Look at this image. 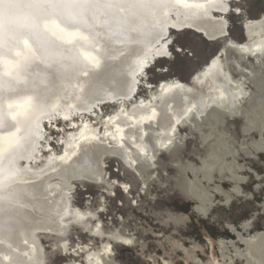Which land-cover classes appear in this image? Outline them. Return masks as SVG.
I'll return each instance as SVG.
<instances>
[{
	"label": "bare ground",
	"instance_id": "6f19581e",
	"mask_svg": "<svg viewBox=\"0 0 264 264\" xmlns=\"http://www.w3.org/2000/svg\"><path fill=\"white\" fill-rule=\"evenodd\" d=\"M134 1L128 0L129 6L119 10H91L87 15L89 32L96 35L94 45L100 46L102 57L93 52L95 47L81 49L82 54L60 47L56 55L39 65L28 88L0 76V95L19 87L17 94L23 97L17 98V103L25 107L16 130H0V137L6 142L12 144L14 138L13 144H21L12 147L6 143L0 146V153L7 150V157L24 160L18 174L0 175V200L5 196L0 217H9L8 223L0 225V264H45L37 232L63 236L70 230L71 220L101 242L99 247L84 253L85 264H108L111 241L128 246L133 241L117 232H104L94 223L96 214L90 216V211L73 206L69 196L72 184H90L107 191L113 186L105 172L109 161L138 167L148 181L152 169L149 160L154 152L152 142L155 149L172 153L179 125L191 122L195 126L199 118L207 117L214 118L216 123L210 122L212 126L225 128L229 120L238 118L249 123L251 111L260 110L264 93L255 95L246 84L248 81L252 84L257 68L261 71H257L256 80L264 86V16L245 21L247 43H232L236 50L245 52L243 56L233 58L227 54L224 59L223 55H215L195 74L193 83L171 78L153 88L141 76L155 64L156 58L168 57L171 43L168 27L178 32L194 28L203 31L209 39L225 35L229 33L230 23L226 16L214 11L235 15L234 11L230 12L231 6L239 0H171L166 9L162 8L165 0H151V4H146L149 0H141L144 2L140 6ZM18 11L0 1V15L15 16ZM151 36H154L152 41ZM8 62L14 61L8 59ZM246 63L248 69L241 66ZM143 81L147 89L144 96L138 95L139 83ZM247 99L249 109L242 107ZM53 105L56 108L49 109ZM106 105L114 108L103 113ZM42 112L46 113L42 120L47 119L48 123H42V131L37 133L31 127ZM9 114L17 118L14 111ZM59 117L65 121L60 127L56 124ZM1 123L6 125V119L0 114ZM47 127L61 134L57 139L59 152L47 138ZM23 129L27 133L19 139ZM24 145L26 149L19 153ZM197 188L200 186H192L191 196L207 212L210 206L201 203V196L194 191H200ZM8 192L12 199L8 198ZM66 238H61L64 247ZM241 242L247 253L239 252L237 259L246 264H264V232L250 239L241 238Z\"/></svg>",
	"mask_w": 264,
	"mask_h": 264
},
{
	"label": "rangeland",
	"instance_id": "374dc122",
	"mask_svg": "<svg viewBox=\"0 0 264 264\" xmlns=\"http://www.w3.org/2000/svg\"><path fill=\"white\" fill-rule=\"evenodd\" d=\"M242 3L251 17L264 7V0H239L232 4L230 12L241 13ZM230 21L231 34L238 38L240 31L236 20L230 16ZM173 43L184 50L179 57L188 64L187 69L178 71L173 64L177 55L168 64L171 74L180 81L188 76L193 60L203 62L214 51L213 45H207L190 32L171 33L168 58L172 56ZM250 62L253 63V58ZM241 66L248 69V63ZM257 71L252 84L249 81L246 84L248 91L255 95L264 93V86L256 80ZM148 75L144 76L145 81L148 77L153 81L159 79L155 68ZM164 80L167 79L160 82ZM139 84L138 95H146L144 82ZM249 104L247 99L242 107L249 109ZM112 108L114 105H106L102 111L108 113ZM252 111L249 123L238 118L229 120L225 128L219 124L212 126L214 118L207 117L199 118L195 126L191 122L179 125L172 143L175 152L170 154L155 149L152 142L154 152L149 160L152 169L148 181L138 167L109 161L105 172L113 186L107 191L90 184H72L69 196L73 206L90 211V216L96 214L94 223L104 232H117L133 241L130 247L111 241L110 254L106 258L108 264H246L235 257L239 252L247 253L241 238L250 239L264 232V100L259 111ZM47 128V138L52 140V148L59 152L57 139L61 134ZM221 140L225 141L226 150L212 160ZM193 185L200 186L197 188L200 191H194L201 196V203L210 206L209 211H202L201 204L191 196ZM70 223L71 230L73 221ZM66 239L64 247L61 238L57 241L40 238L45 264H85L84 253L101 244L97 238L99 243L91 246L79 230L72 232L70 241ZM50 245H61L62 252L53 251Z\"/></svg>",
	"mask_w": 264,
	"mask_h": 264
},
{
	"label": "water",
	"instance_id": "95a60500",
	"mask_svg": "<svg viewBox=\"0 0 264 264\" xmlns=\"http://www.w3.org/2000/svg\"><path fill=\"white\" fill-rule=\"evenodd\" d=\"M0 1H3L6 4L12 6L14 9L19 10L15 16L0 15V76L11 78V80L16 83V86L20 83L19 87L22 88H28V84L33 83L32 78L37 75L36 69L38 70L39 65H42V62H45L43 60L50 56L56 55V53L60 51V47H69L68 49L70 51L77 53H80L81 49L83 48L87 50H93L92 47H95L93 52L98 54L99 57H102L104 53L102 52L101 48L99 49L100 46L96 47L94 45L97 44L94 43V38H96L94 36L96 35L92 36L89 32L90 25L88 23V20L90 19V17L87 18V15L90 14L91 10L110 12L108 9L113 8L119 10L121 7L129 6L128 0H80V2H83L87 5L81 8H67L61 6L64 4L77 2V0ZM170 1L171 0H165L162 4V8H168ZM134 2L138 3V6H140L144 1L136 0ZM153 2L155 3V1ZM146 4H151V0L146 2ZM242 6V12L237 13L235 15L228 13L224 14V12L214 11V14H221L223 16H226L230 23L229 33L221 35L214 39H209L203 31H199L194 28L182 29V31L178 32L176 28L172 26L168 27L169 32H171L173 35L190 32L195 36L199 37L207 45L214 46V51L206 58V60H204L203 62L193 60L190 63L189 74L186 78L181 79L182 81L193 83V78L197 71H199L204 64L210 62V58L214 55H223V58L226 59L227 54L229 57L231 56L233 58H235L236 55L243 56L245 54V52L236 50L232 43L245 44L249 41L245 21L248 18L260 17L264 13V7L254 17H251L249 14H247L246 6L244 3H242ZM230 16H233L235 18L236 25L239 27L240 34L238 38H233L231 34L232 23L230 21ZM162 32H164V30ZM152 39H154V36L150 39V41H152ZM79 44H81L82 46H80ZM173 44V47L176 49V52L172 53L171 58H168L167 56L156 58V64L153 65L152 68H155L159 79L157 81H153L149 77L146 78V82H151L152 86H157V84L162 79H171L176 77L171 74L168 64L169 62H171L172 59H174L175 55L183 53L184 50L178 48L176 43ZM17 47H20V50L16 49ZM245 57L247 60V55H245ZM8 59L13 60L14 62L9 63ZM39 59L40 63L37 64ZM243 59L244 58L242 57L240 60L243 61ZM92 60L96 61L94 57H92ZM86 62L89 63V60H86ZM160 62L163 63L160 64ZM161 65L163 66L161 67ZM150 70L144 73V75L141 76V79H144L143 77L145 75H148ZM19 87L18 90H6L5 93L0 95V114L3 116V118L6 119V125L5 123L0 124L1 131L2 129L7 130L10 128L16 130L15 128H17L18 125V118L21 119L24 116V104L17 103V98L23 97V95L17 94V92L20 90ZM143 90L144 89L141 88V91ZM55 108L56 105H53L49 109L52 110ZM11 110L16 113V119H13L10 116L9 112ZM38 115V117L34 119V123L32 124L31 129H36L38 131L37 133H41L42 123L46 125V123H48V120H42V117H45L46 113L42 112ZM52 122L54 123V121ZM64 122L65 121H63L61 117L58 118V123ZM26 133V129H23L22 132L19 133L21 134L19 135V139L26 135ZM41 141L42 140L40 138L39 142ZM13 142L14 138H12V144H10L9 141L6 142V139L0 137V146L6 145V143L13 145L12 147H14V145H21L13 144ZM25 149L26 147L24 145V147L21 151H19V153L23 152ZM6 151L0 153V175L3 173L9 175L14 173V175H16L18 174L17 172L19 171L20 163H24V160H20L16 156L9 158L7 157L8 155H6ZM160 152L170 154L165 149L160 150ZM84 166H87V164H84ZM0 192H2L1 188ZM7 196L9 199H12L11 192H8ZM4 199L5 196L2 200H0L1 207H4L2 206ZM8 218V216H6V218L4 219L0 217V225L2 226L5 222L8 223ZM74 230H79L80 234L84 235L87 238V242H91V246H93L92 244L97 245L99 243V240L97 238H93L88 233L86 234V231L82 230L76 224H73L72 229H68L66 231V234L63 236H58L56 234H52L46 231H38L37 233L40 235L39 237L42 239V241H57L59 238L62 237H67L70 241L71 234ZM77 240H79V237L77 238ZM50 248L53 251L62 252L59 246L50 245Z\"/></svg>",
	"mask_w": 264,
	"mask_h": 264
},
{
	"label": "snow or ice",
	"instance_id": "6c2138e0",
	"mask_svg": "<svg viewBox=\"0 0 264 264\" xmlns=\"http://www.w3.org/2000/svg\"><path fill=\"white\" fill-rule=\"evenodd\" d=\"M61 6L62 7H67V8H81V7H85L87 5L85 3H83V2H80V0H77V2L68 3V4L61 5ZM171 51L172 52H176V49L173 47V45L171 46ZM198 55H202V54H198ZM193 59H196V56H194ZM173 64L177 65V70L178 71L188 68V64L185 62L184 59H181L178 54H177V59L175 60V62ZM162 66L163 65H161V67Z\"/></svg>",
	"mask_w": 264,
	"mask_h": 264
},
{
	"label": "clouds",
	"instance_id": "9594fccd",
	"mask_svg": "<svg viewBox=\"0 0 264 264\" xmlns=\"http://www.w3.org/2000/svg\"><path fill=\"white\" fill-rule=\"evenodd\" d=\"M225 150H226V143H225L224 140H221L220 143H219V145H218V150H217V152H214V153L212 154L211 159H212V160H216V158H217L218 156L222 155L223 152H224Z\"/></svg>",
	"mask_w": 264,
	"mask_h": 264
}]
</instances>
